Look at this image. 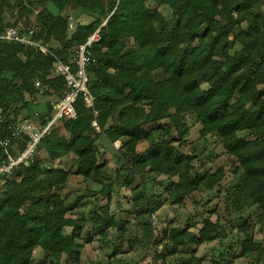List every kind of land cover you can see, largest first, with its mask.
<instances>
[{
	"label": "trees",
	"instance_id": "trees-1",
	"mask_svg": "<svg viewBox=\"0 0 264 264\" xmlns=\"http://www.w3.org/2000/svg\"><path fill=\"white\" fill-rule=\"evenodd\" d=\"M32 5L0 0V31L19 20L36 21L34 40L49 52L0 43L1 136L25 121L43 128L51 120L67 92L55 63H71L99 30L86 69L94 102L79 95L77 119L61 120L37 146L30 167L0 179V264H36V249L43 252L40 264H60L63 257L79 262L95 240L155 246L159 234L148 218L164 203L182 207L202 191L220 198L229 214L254 208L264 216V0H42L35 15ZM40 98L54 101L29 115L41 107ZM189 116L200 124L203 142L213 140L223 150L236 180L230 188H222L223 168L206 166L217 156L202 158L204 150L193 143L188 151ZM100 138L121 143L114 170L97 148ZM25 146L19 141L10 153L17 156ZM160 176L166 186L157 196L153 184ZM72 177L107 203L96 198L87 214H74L76 206H68L64 194ZM121 187L130 189L131 213L139 219L129 237L124 214L117 218L110 209L112 193ZM251 227L244 222L234 237L205 217L184 229L167 227L163 240L172 247L155 254L154 264H170L177 254V264H203L197 251L213 243L222 250L211 264H264V244L254 241Z\"/></svg>",
	"mask_w": 264,
	"mask_h": 264
},
{
	"label": "rangeland",
	"instance_id": "rangeland-1",
	"mask_svg": "<svg viewBox=\"0 0 264 264\" xmlns=\"http://www.w3.org/2000/svg\"><path fill=\"white\" fill-rule=\"evenodd\" d=\"M162 13L166 17H170V12L168 10L163 9ZM50 100L54 101L53 99L40 98L39 102L41 103V107L38 109H31L28 114L33 115L37 112H41L45 102ZM187 121L191 128L190 135L188 136V143L190 144L188 151L192 150L191 143H193L204 150V154L201 156L202 158L207 157L209 154H212L214 157L217 156L214 162L208 163L206 166L211 170L223 168L225 171V178L222 181V188L228 189L233 186L236 180L233 179V176L229 172L230 164L226 161V157L222 155L223 150L217 146L213 140L209 143L203 142L199 135L201 126L195 122L194 117L189 116ZM35 124L38 125V122ZM121 147L120 143L109 145L108 141L104 138H100L97 142V148L101 153L105 154L112 170L116 169L118 166V159L116 157ZM145 148L146 145H141L139 150L143 151ZM196 166L201 168L199 163H197ZM165 183L166 178L163 176L155 179L153 192L157 196L163 193V189L166 186L164 185ZM89 188L93 191L96 187L89 186ZM64 194L68 195V206H76L73 213L77 215L82 213L87 214L92 204L95 203L96 198H98L97 203L99 205L103 206L107 203L105 197H90L91 193H88L87 185H85L80 177H72L70 179L64 190ZM130 195V189L127 187H121L119 190L116 189V191L112 193L110 204L112 215L119 218L121 212L124 214V219L128 223V237L134 234V227L137 222H139V219L131 213ZM207 196V192H197L193 194L182 207H172L164 203L161 210L151 218H148L149 223L151 222L159 234L158 244L155 246H149L147 248L136 246L130 248L126 242L122 243L120 246H113L95 240L92 244L86 245L79 262H72L63 257L60 264H154L155 254L165 253L167 252L166 248L172 247L168 242L163 240V231L167 227L184 229L187 225L190 226L194 222H200L202 217L210 218L213 222H219L225 225L228 227V231L231 233L232 237L236 235L238 228L247 221L252 226L249 232L253 234L254 241L264 244V216H259L258 213H255L254 208H246L243 212L229 214L226 205L220 198L216 195ZM83 204L85 205L82 206ZM70 232V229L66 230L67 234H70ZM109 237L116 239L118 235L114 230H111L109 232ZM79 243L83 244V242ZM215 245L216 243L203 245L198 249L197 255L204 259L203 264H211V260L221 252L222 249H216ZM180 258H182L180 254L173 255L167 259V262L170 264H177V260ZM34 259L36 264L43 262V252L40 249H36ZM46 264L49 263L47 262ZM235 264L247 263L243 259H238L235 261Z\"/></svg>",
	"mask_w": 264,
	"mask_h": 264
},
{
	"label": "built area",
	"instance_id": "built-area-1",
	"mask_svg": "<svg viewBox=\"0 0 264 264\" xmlns=\"http://www.w3.org/2000/svg\"><path fill=\"white\" fill-rule=\"evenodd\" d=\"M41 1L30 0L33 3L32 11L34 15L37 14L38 5ZM14 16H18L17 11L14 12ZM39 29V24L36 21L26 24L25 19L19 20L15 26H8L3 31H0V43L33 48L47 54L49 53L48 50L40 42L34 40ZM73 29L74 23L71 19L68 30L73 31ZM99 41L100 36L98 30L84 45L77 48L71 63L65 65L58 60L55 63V72L64 78L67 92L54 106V114L43 128H40L35 122L25 121L13 127L9 135L2 137L1 129L5 123L6 112L3 108H0V151L3 153V157H0V179L12 176L21 166L30 167L34 162L37 146L61 120L77 119L74 103L79 95L83 96L86 104H92L94 102L93 97L87 89L88 78L86 69L91 64L90 49L94 43H98ZM73 66H75V70ZM93 126L97 128L96 123H93ZM24 140L26 141L25 149L19 155L13 156L10 153V147H17V143Z\"/></svg>",
	"mask_w": 264,
	"mask_h": 264
},
{
	"label": "crops",
	"instance_id": "crops-1",
	"mask_svg": "<svg viewBox=\"0 0 264 264\" xmlns=\"http://www.w3.org/2000/svg\"><path fill=\"white\" fill-rule=\"evenodd\" d=\"M35 123H36V122H35ZM117 143H120V142H117ZM117 143H115V144H117ZM115 144H114V145H115ZM120 144H121V143H120Z\"/></svg>",
	"mask_w": 264,
	"mask_h": 264
}]
</instances>
